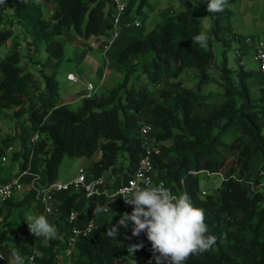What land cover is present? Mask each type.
I'll list each match as a JSON object with an SVG mask.
<instances>
[{
	"label": "trees",
	"instance_id": "1",
	"mask_svg": "<svg viewBox=\"0 0 264 264\" xmlns=\"http://www.w3.org/2000/svg\"><path fill=\"white\" fill-rule=\"evenodd\" d=\"M44 1L58 5L51 19L44 16ZM147 1L142 0L139 12ZM108 2L4 0L0 3V27L3 12L9 7L15 12V20L32 36L25 56L15 42L11 54L0 63V109H15L16 119L28 116L32 128L29 122L20 128L34 136L39 134L35 149L43 160L41 183L48 186L58 181L61 162L67 157L89 159V170L93 176H100L108 172L115 174L120 161L128 156L126 170L120 171L123 180H129L144 156L140 131L143 122L148 121L156 128L161 144V153L154 158L159 176L175 191H179L183 179L187 180L192 204L205 212L206 235L216 237L214 246L190 256L184 264H264V177L259 174L264 171V135L259 123V118L264 116V88L262 97H256L246 83L253 74L242 71V79H234L225 62L224 66L218 64L211 47L194 42V37L202 31L201 19L192 4L126 46L114 61L122 81L90 96L77 110L64 104L60 83L36 60L44 49L54 58H62L64 48L56 38L65 32L74 31L89 40L100 36L105 27L112 28ZM229 3L227 0L225 10L215 14L224 16ZM131 6L132 2L126 15ZM12 36L10 31L0 32V49ZM222 40L227 44L223 37ZM25 59L39 67L40 76L30 67H23ZM186 71L198 73L196 89L183 86L181 78ZM173 80L178 91L162 86ZM219 80L225 87L226 101L204 116L200 112L205 106L200 97L201 87ZM158 90H161L159 95ZM161 98L165 101H160ZM244 134L252 138L253 148L247 146ZM227 135L232 137V146L238 152L234 156L221 150L220 143L226 141ZM14 137H7L4 143ZM5 150L0 148V157ZM30 154L31 151L26 152L23 170L29 166ZM258 155L262 157L263 169L253 177L250 170ZM204 169L226 173L223 179L226 188L221 193L202 192L199 172ZM251 181L257 186L255 190L250 188ZM80 195L70 191L58 193L64 211L61 220L66 223L46 245L39 237L30 235L25 221L12 223L8 214L0 220V254L11 256L18 252L23 258L33 255L40 264H56L53 249L60 246V236L67 233L66 216L72 211L92 215L97 208L93 200ZM86 201H90V207L85 211ZM96 201L102 209L106 206L116 209L119 205V201L111 203L105 197ZM100 215L106 214L101 211ZM228 217H233V221L226 227ZM119 219L102 221L100 217L99 229L92 236L80 239L76 250L79 264H121L127 260L131 264H156L146 233L133 236V222L125 229L118 225ZM112 225L119 229L116 241L106 235ZM146 241L149 249L144 247ZM137 243L143 247L134 255L128 253V246Z\"/></svg>",
	"mask_w": 264,
	"mask_h": 264
},
{
	"label": "rangeland",
	"instance_id": "2",
	"mask_svg": "<svg viewBox=\"0 0 264 264\" xmlns=\"http://www.w3.org/2000/svg\"><path fill=\"white\" fill-rule=\"evenodd\" d=\"M126 3L132 2L131 11L128 14L130 24V35L122 36L119 39L118 47H121L122 44H127L128 42L135 41L138 36L144 37L147 33L159 28L167 18L177 16L185 7L190 3L192 8L196 11L201 19V31L206 33L209 37L207 41V47H211L216 55L219 65L224 66V62L227 65L226 69L232 73L233 78L236 80H241V72L245 71L248 74H253L254 78L246 79V83L252 89L256 97H262L263 86L261 84V76L259 71V64L254 60L255 45L263 43L264 45V0H230L228 4L229 11L225 13L224 16H219L215 13H208L207 5L208 0H148L144 5L141 12L139 8L141 6L142 0H123ZM50 9H54L52 5H49ZM110 8V3L108 6ZM47 17L51 19L52 14L47 13ZM141 23V27H135L133 22ZM222 31H218V29ZM10 31L13 33V36L7 41V43L0 49V63L8 58L11 54L13 45L15 42H18L19 50L22 56H25L28 44L32 42V36L24 30V25L15 20V12L12 8L7 7L3 12V24L0 27V32ZM114 33V29L105 27L100 36H93L89 40L80 37L74 31L65 32L63 35L56 38V41L59 42L64 48V56L60 59L54 58L51 54L44 49L41 54L36 56L37 61H41V65L46 66V70L51 72L49 66L58 63L56 68L57 75L54 77L60 83V94L63 96L66 93L74 94L77 93L82 85L69 83L66 80V75L69 71H77L79 65L84 68H88L90 72V79L95 85H99L100 79L96 75L99 66V41L100 43H105L110 39V35ZM137 34V35H136ZM218 34L220 35L218 37ZM222 37L227 41V44L222 40ZM87 41L89 45H92L94 42L98 43L96 47L97 50L91 52H83L81 58L71 57V53L74 50V47L82 48L84 47L83 43ZM228 45V47H227ZM227 48V50H226ZM80 50V49H79ZM71 57V59H70ZM102 60V59H101ZM113 61V62H112ZM111 61L110 70L114 69L115 62L114 59ZM30 61L25 59L23 61V66L26 64L29 65ZM39 67L30 63V70L35 72L36 76H40ZM50 68V69H49ZM221 71V70H220ZM219 74V72H218ZM258 76V78H256ZM260 76V78H259ZM248 78V77H247ZM182 84L186 88L196 89L197 84L199 83V75L196 71H186L182 78ZM219 80L216 83H211L209 85L202 86L200 97L202 101H205V106L200 110L202 115H208L210 111L225 103L226 98L224 96L225 87L221 85ZM174 80L170 84H163L162 86L165 89L178 91V87L174 84ZM161 89V88H160ZM163 89V88H162ZM161 89V90H162ZM158 90V95L159 91ZM160 101H165L164 98H161ZM151 113V110H149ZM149 116V115H148ZM29 122L30 129L32 128V123L28 119V116H23L20 118H15V109H0V147L4 143V139L9 136L15 135L14 140H10L8 143L12 142V146L17 148L21 145L24 150H29L31 153H37V150L34 146H31V140L34 135L29 132L22 136L23 132L20 128L21 124ZM259 123L262 128L264 135V116L259 118ZM17 138V139H16ZM246 139V144L249 147H254L252 138L244 134ZM16 139V140H15ZM232 137L227 135L225 142L220 143V147L223 153L227 155H233L236 152L232 146ZM9 145V144H8ZM13 151V150H12ZM10 153V154H9ZM11 164L15 165L13 160L14 153L8 152ZM38 155V154H37ZM26 159L25 153L20 156L19 162L24 163ZM83 160L80 158H65L60 165L58 177L60 180L66 181L71 180L77 174L78 167ZM90 162V161H88ZM129 163V157L126 156L123 158L119 165L117 166L118 171L115 170V174L112 172L104 173L105 176H115L123 177L121 169L126 170V166ZM36 166V165H35ZM39 166L36 167V169ZM44 167L40 168L39 173ZM263 169V160L260 155H258L254 162L252 163V169L250 174L255 177L259 170ZM226 175V173L224 172ZM200 186L202 192H208L217 194L222 192L226 188V184H223V179L221 177H207L205 175L201 176ZM90 207V201H86L84 210H88ZM40 209L36 207L34 213L31 217L35 218L41 215ZM30 217V216H29ZM102 218V221L107 218H113L112 216L99 215V218ZM57 217H54L52 223L55 222ZM226 227L229 222L233 221V217H228L226 219ZM51 223V224H52ZM56 227V226H55ZM31 236H34L30 232ZM40 238V237H39ZM41 242V239L39 240ZM47 242V243H46ZM43 243L46 245L49 241L46 240ZM72 264H79L77 254L73 257ZM121 264H131L130 260L121 261Z\"/></svg>",
	"mask_w": 264,
	"mask_h": 264
},
{
	"label": "built area",
	"instance_id": "3",
	"mask_svg": "<svg viewBox=\"0 0 264 264\" xmlns=\"http://www.w3.org/2000/svg\"><path fill=\"white\" fill-rule=\"evenodd\" d=\"M109 3L110 22L112 24V29H114V33L109 40V44H113L121 36L122 26L125 23L124 21L128 10V3L123 0H109ZM133 25L140 27L141 23L135 21L133 22ZM254 48V60L259 64L261 84L264 88V45L263 43L256 44ZM68 79L72 82L79 81L77 75L74 73H69ZM87 88L89 91V97L96 93L94 84H88ZM156 131L157 130L152 123L148 121L143 122L140 133L144 148V156L139 161L133 176L127 181H124L122 176H93L89 168L83 166L78 170L77 175L73 179L69 181L58 180L48 186L40 185L41 176H37L34 182L30 185L29 189L33 191L36 199L40 200V202L44 205L45 212L48 214H64L60 203H57L55 196L53 197L52 195L53 192L59 193L61 191L80 192L85 199L93 200L97 204V208L101 209L102 207L96 201L99 197H105L111 203L119 201V205L116 209H112L110 206L103 207V209H108L103 211L108 216L121 218V214L124 212H128L130 214L134 206L127 203L123 197L118 196L131 195V192H125L124 189H142L147 186L158 185L161 181H163L165 186L168 187L167 182L159 176L154 163V158L161 153V144L157 140ZM39 139V134H36L31 140L32 146L35 147ZM10 151H12V148L7 150V152ZM7 160V155H3L1 163H6ZM192 173L197 174L196 171H192ZM199 173L207 177L216 176L221 177L222 179L226 176L224 172L214 173L208 169L201 170ZM259 174L261 177H264V171H261ZM250 188L251 190H255L257 188L253 181L250 183ZM25 189L24 184L20 180L16 179L8 181L0 174V206L14 199L16 195L24 192ZM171 191L173 195L179 196L187 194L188 196L189 191L187 180L183 179L181 181L179 191H175L173 189H171ZM114 198L115 200L112 202ZM100 213L101 212H93L92 215H81L77 211H72L69 215H67V236L60 247L53 249V253L56 255V258L59 257L61 253L72 255L74 251L77 250V245L80 239L92 236L94 232L99 229ZM144 247L149 249L150 245L148 241L144 243ZM11 256L0 254V264H8ZM26 258L30 264H40L33 255H28Z\"/></svg>",
	"mask_w": 264,
	"mask_h": 264
},
{
	"label": "clouds",
	"instance_id": "4",
	"mask_svg": "<svg viewBox=\"0 0 264 264\" xmlns=\"http://www.w3.org/2000/svg\"><path fill=\"white\" fill-rule=\"evenodd\" d=\"M0 3H4V0H0ZM226 6L227 0H208L207 11L220 13ZM208 39V35L201 32L194 37V42L206 47ZM124 191L131 192V195L118 196L123 197L134 207L130 214L128 212L121 214L118 225L127 229L131 221L133 236L146 233L148 241L151 242L156 264H184L190 256L207 251L215 245L216 237L206 235L208 228L205 224L204 210L195 207L187 194L173 195L163 181L158 185L142 189L126 188ZM106 210L108 209L97 208L94 212ZM26 222L30 232L40 237L41 242L55 238L57 235L55 226L43 214L35 218L29 217ZM118 231V226L112 225L107 229L106 235L116 241ZM142 247V243L132 244L128 246L127 251L134 255ZM8 264H26V262L18 252H14Z\"/></svg>",
	"mask_w": 264,
	"mask_h": 264
},
{
	"label": "crops",
	"instance_id": "5",
	"mask_svg": "<svg viewBox=\"0 0 264 264\" xmlns=\"http://www.w3.org/2000/svg\"><path fill=\"white\" fill-rule=\"evenodd\" d=\"M43 4H44V16H45V18L49 19V17H47V13L50 10V13L52 14V11L54 10V9H50L49 5H52V7H55V9L58 8V5L55 6L53 4L48 3L47 1H44ZM124 22L125 23L122 26L121 36L116 40L115 43L109 44V40L113 36V33L110 35V39L107 40L105 43H100V41H99V48H100L99 49V59L101 57L102 60L100 59V61H99L100 66H99V69L96 73V75L100 79L99 80L100 83L98 86L95 85L90 79V72L91 71H89L88 68L82 67L81 66L82 64L79 65V68L76 72L75 71H69L68 72V74L74 73L75 75H77V77L79 79L78 82L70 81L68 79V74L66 75L67 76L66 77L67 82L82 85L81 89L77 93H74V94L66 93L62 96L64 104H66L71 110H77L79 107H81L84 104L85 100L87 98H89V96H88L89 91L87 88L88 84H94V86L96 88V93H99V92H102L106 88H111V87L116 86L118 83H120L122 81V79H123L122 75L116 71L115 67H114V69L110 70V66H111V61L113 59L115 61L118 58V56L120 55L121 51L126 46H128L130 43H132V42H128L127 44H122L121 47H118L119 39L123 35L127 36V35H130V33H131V30H130L131 21H129L128 15H126ZM140 38H143V37L138 36V38L136 40H138ZM82 43H83V41H82ZM83 45H84V47H82V48L81 47L80 48L74 47V50L71 53V57L77 58L79 56V58H81V55L84 51L85 52H91L94 50L96 51L97 50L96 47L98 46V43L94 42L92 45H89L86 41L83 43ZM71 57H70V59H71ZM81 60L83 61V58H81ZM57 66H58V63L49 66L51 68L50 71L52 72L54 77L57 75V70H56ZM23 67L25 69L29 68L30 63H29V65L26 64ZM43 67L46 68V66H44V65H43ZM258 73H259V71H258ZM256 78H258V76ZM259 78H260V76H259ZM22 132H23L22 136H24L25 131L22 130ZM8 142L6 144L4 143L0 148H3V150L6 149L5 153L3 155H7V153H8L7 150H9V148H12L13 151H11V152L14 153L13 160L15 162V165L11 164V160L9 158L10 153L7 155L8 160L6 163H1V158L3 156V155H1V157H0V174L3 176V178L5 180H8V181L9 180H16V179L20 180L24 184L26 189L24 192L16 195V197L14 199L10 200V202L8 201L7 203L0 206V220H3L9 214V216H10L9 221H12V223L25 221V223L27 224V222H26L27 218H29V216L31 217L33 215L34 210L37 207L38 209H40L39 210L40 213L45 215L50 223H52L54 217H57L55 222L52 224L54 226H56L55 228H56L57 234H58L59 227L60 228L64 227L63 224L66 223V222L63 223L61 220V217H63L64 214L63 215H60V214L53 215V214L46 213L44 205L40 202V200L36 199V196L34 195L33 191H31V189H29L30 185L34 182L35 178L37 176H41L39 171H40V168H42L43 160L39 157V155H37V153L36 154L31 153L29 156V163H28L29 166L27 169L23 170L22 169V163L19 162V159L23 153H25V156H26V152L29 150H24L21 147L22 144H20V146L17 148L16 146H12V144H13L12 142H10V143H8ZM80 159L83 161L80 163L78 170L83 166H86V167L90 166L91 161L89 159H87V158H80ZM88 161H90V162H88ZM37 166H39V168L36 169ZM77 173H78V171H77ZM58 180H60V179H58ZM61 181H63V180H61ZM66 181H69V180H66ZM39 184L44 185L41 182ZM52 195H53V197L55 196V200L57 201V203H60V205H62V202L58 198V193L53 192ZM80 196H83V195H80ZM66 220H67V216H66ZM66 236H67L66 232L60 236L61 244L64 242ZM40 239L41 238H39V240ZM49 240H47V241H49ZM58 247H60V246H58ZM58 247H55V248H58ZM76 252L77 251L75 250L72 255L61 253L60 256L56 258L57 259L56 264H72V260H73V257L75 256ZM24 260H25L26 264H30L27 261L26 257H24Z\"/></svg>",
	"mask_w": 264,
	"mask_h": 264
}]
</instances>
